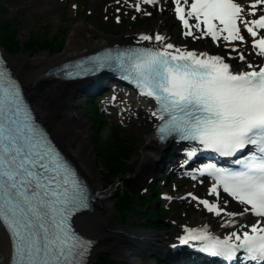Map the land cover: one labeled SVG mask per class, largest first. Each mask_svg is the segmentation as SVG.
Returning <instances> with one entry per match:
<instances>
[{"label":"snow or ice","instance_id":"1","mask_svg":"<svg viewBox=\"0 0 264 264\" xmlns=\"http://www.w3.org/2000/svg\"><path fill=\"white\" fill-rule=\"evenodd\" d=\"M141 10L140 0H129ZM159 0H145L156 4ZM184 35L217 40L244 41L241 28L251 35L255 58L230 52L241 64L223 55L173 44L165 34L140 33L155 47L105 49L101 54L72 64L68 76H86L112 67L132 81L139 92L154 98V133L160 142L169 138L187 142L186 165L202 151L222 157H239L238 167L219 166L212 160L190 169L206 173L214 182L209 193L222 187L242 206L229 212L217 200L191 192L211 212L225 214L224 224L237 225L232 217L251 213L258 217L223 236L185 225L180 244L224 257L229 262L264 264V0H171ZM75 6V5H74ZM119 19V17H117ZM191 20V22H190ZM236 49V44L225 45ZM115 100V94L112 97ZM246 153V154H245ZM91 193L74 164L60 151L40 124L25 97L20 81L0 57V218L10 230L12 264H90L95 240L78 232L73 216L91 207ZM224 205L228 201H223ZM242 253V255H239Z\"/></svg>","mask_w":264,"mask_h":264},{"label":"bare ground","instance_id":"2","mask_svg":"<svg viewBox=\"0 0 264 264\" xmlns=\"http://www.w3.org/2000/svg\"><path fill=\"white\" fill-rule=\"evenodd\" d=\"M112 1L114 0H107L109 4H112ZM238 1L244 5V7L247 4V0ZM132 2H135V0ZM140 4L141 8L148 5L153 12L154 18L146 27L135 29L118 36L103 35L97 40H89L87 42L86 40L75 39L73 37L78 30L84 29L85 27L83 22H77L72 27L71 36L69 37L67 46L62 53L50 55L48 52H42L35 57L30 58L29 60L33 63V68L31 69H26L21 60H9L13 72L21 80L24 90L29 93V99L34 103L36 112L42 123L51 131L56 142L64 153L70 160L80 167L84 176L96 189L97 193L95 195V204L93 208L90 211L79 214L75 221L83 235L96 241L92 250L91 264H94L96 259V256L93 257L95 252L102 248H111V251H113L115 255L119 256L120 259L126 260L129 264H153L150 261L143 260V257L147 255L145 249L151 246L166 247L174 242L179 243L178 237L186 231L185 225L191 228H199L207 224L210 231L223 236L226 232L232 231L234 228H239L240 226H244L245 230H247L245 220L250 215V213H245L243 217H232L233 219L238 220L237 225H226L223 222H217L214 218L207 219L201 218L198 215H193L186 221L174 222L173 228L164 232L141 231L123 225L117 220L114 205L110 202L111 194L114 189L104 183L102 172L97 168V161L92 150L88 148L90 143V131L85 125V120L82 117L81 111L77 108V100L72 96L81 88H79L75 81H63L59 78L45 76V74L68 59L92 52L104 46L124 43H139L158 46L160 42H157L154 39L144 41L141 40L139 36L142 32L154 36L157 31L165 34L168 37V40L177 46H184L189 49L195 48L197 51H208L211 54L223 55L229 62L238 65L241 64L238 58L228 55V48L218 51L213 50L207 42V39L211 38L210 36H200L195 29H193V35L196 36V39H193L192 36L184 35V27L180 24L178 18H176L174 14V6L172 5L171 0H159L156 4H147L145 3V0H140ZM10 6L13 11H26L29 8H34L40 13L45 14L48 18L52 17L49 0H11ZM257 6L258 8L264 7L261 5ZM174 22L178 23L176 31H174L172 27V23ZM25 33L26 31L23 30L21 35L23 36ZM179 36H181L183 40L180 39ZM243 54L249 57L244 52ZM254 58L255 53L253 59ZM99 81L97 83H99ZM107 81L109 80L105 79L104 76L100 83ZM115 84L124 85V83L116 81ZM90 87H92V85H90ZM136 96L137 97L134 101H128L126 99L127 102H121L117 105L120 107L121 113L123 112L134 118L135 126L139 129V142L136 146V154L133 156L134 159L139 158V164L133 168V173L136 176L139 175L143 178L151 167H156L160 164L158 169H161L165 166L164 164L166 163L168 153H163V148L164 146H168L169 142H160L154 133V123L156 118L152 117L149 109L150 107L155 106V102L148 98L140 97L138 94ZM116 99L115 96V100ZM61 111H63V118L60 119L58 118V115ZM186 146L187 145L185 144L178 147L184 149ZM172 148L169 150L171 151L172 149L174 152L177 151V146H173ZM182 151L183 150L179 151V154L184 157L182 159L184 160L186 159V154ZM196 160H198V162H193L190 169L196 168L199 164L208 162L203 159ZM186 166L188 165L179 164L178 167L184 169ZM200 176H198L197 173L195 178L193 177L195 182L190 183L185 188L184 195L185 193L191 192L204 199L217 200L218 204H220L221 207L226 208L229 212L242 211V206H235L229 203L224 205L223 201L216 196V193H209L207 188L212 182L209 180L198 179ZM202 180L204 183L206 181L205 190L213 197L207 198L202 192L196 189V183L202 182ZM219 215L225 216L224 213ZM215 216H217V214H215ZM259 218L260 217L253 218L250 223ZM125 240L134 242L137 245V248L127 246L124 244ZM162 252L163 251L160 250V254ZM12 261V237L0 219V264H12Z\"/></svg>","mask_w":264,"mask_h":264},{"label":"rangeland","instance_id":"3","mask_svg":"<svg viewBox=\"0 0 264 264\" xmlns=\"http://www.w3.org/2000/svg\"><path fill=\"white\" fill-rule=\"evenodd\" d=\"M112 2V4H109L107 0H49L52 17L48 18L34 8H29L26 11H13L10 6L11 0H0V43L1 41L4 42L5 46L2 43L1 46L6 58L8 61L10 59L21 60L26 69H31L33 63L29 60L30 58L42 52L55 55L65 50L72 33V27L77 22H83L85 27L78 30L73 37L88 42L89 40H97L103 35L118 36L135 29H141L148 26L154 18L148 5L138 11L131 6L129 0H114ZM248 6L247 3L245 8ZM7 24L16 29L17 39L21 44L20 47L18 46L19 48H10L7 45L5 36L8 32L3 29ZM172 24L173 30L176 31L178 23L174 22ZM8 30L10 29L8 28ZM23 30L26 33L22 36ZM241 35L245 37L244 41H225L223 37H218L215 41L208 38L207 42L213 50L218 51L228 48L229 53L243 51L253 58L254 53L250 48L251 35L243 28H241ZM37 38L41 40L51 38L53 44L48 48H42L34 44L33 41ZM179 38L182 39L181 36ZM28 43L30 46L27 45ZM233 43L238 46L236 49L225 47V45ZM110 83L116 85L114 82ZM117 86L119 88L113 86L102 87L100 92L92 96H83V93L78 92L72 96L77 100V108L81 111L85 125L90 131L88 148L92 150L97 161V168L102 172L104 183L114 189L110 202L114 205L119 223L141 231L164 232L171 230L174 222L186 221L193 215L207 219L214 218L217 222H223L225 216H215L200 201L184 195L185 188L190 183L195 182V179L191 178L187 169L178 167L184 158L181 154L169 156L170 161H167L161 169H157V166L151 167L143 178L133 173V168L139 164V158H133L139 142V129L135 126L134 118L123 112L121 113V109L117 104L127 102L126 99L134 101L137 96L131 90L126 89L125 86ZM113 94L117 98L115 101L112 99ZM33 106H35L34 103ZM58 118H63V111L58 115ZM97 119H100L99 123ZM106 142H110L109 149L117 151V162L125 169L124 173L113 181L109 178L99 154L100 144ZM125 179H131L136 183L135 194L132 196L134 203L131 205V211L127 212L123 211V207L119 203V198H125ZM198 179L211 180L209 177ZM205 185L206 181L204 183L202 180V182L196 183V189L207 198L213 197L205 190ZM138 197H144V202H147L143 209L138 208L139 202H141ZM217 197L222 201H228L231 205L241 206L238 202L220 192H218ZM151 209H153L152 212L149 211ZM256 217V215L250 213L245 220V225H248ZM124 244L137 248V245L130 240H125ZM111 250V248L98 249L93 256H96L94 264H103L102 256H108L110 259L123 262V264H129ZM154 251L157 250L146 248L145 253L147 255L143 257V260L150 261L153 264H176L163 259L156 261Z\"/></svg>","mask_w":264,"mask_h":264},{"label":"trees","instance_id":"4","mask_svg":"<svg viewBox=\"0 0 264 264\" xmlns=\"http://www.w3.org/2000/svg\"><path fill=\"white\" fill-rule=\"evenodd\" d=\"M8 28L10 30H8ZM4 30H6L5 32H8L5 36L6 41H7V45L10 46V48L15 47L17 48L18 46L20 47V42L17 39V31L14 27H12L11 25L7 24L6 26H4L3 28ZM34 44L41 46L42 48H48L53 44V39L51 38H43L42 40L37 38L34 41ZM1 43L4 45V42L1 41ZM27 45L30 46V44L28 43ZM5 46V45H4ZM18 47V48H19ZM88 106L90 107V105L88 104ZM98 123L100 122V119ZM109 143L110 142H106V143H102L100 144V157L102 159V163L105 166L109 178H111V181H113L116 177L121 176L124 173V168L119 164V162H117L118 160V153L116 150L114 149H109ZM124 186L126 187V191H125V198H119L120 201L119 203L121 204V206L123 207V211L127 212V211H131V205L134 203V201L132 200V196L135 194V189H136V183L131 180V179H125L124 180ZM144 198V197H143ZM142 197H138V200L141 201L139 202L140 204L138 205V208L143 209L147 202H144ZM133 210V209H132ZM149 211H153V209L149 210ZM148 218V217H146ZM150 219V218H149ZM102 261L103 264H123V262H119L117 260L114 259H110L108 256H102ZM155 259L157 261H159V258L157 256H155Z\"/></svg>","mask_w":264,"mask_h":264},{"label":"water","instance_id":"5","mask_svg":"<svg viewBox=\"0 0 264 264\" xmlns=\"http://www.w3.org/2000/svg\"><path fill=\"white\" fill-rule=\"evenodd\" d=\"M168 141V140H167ZM177 246H174V247H172V248H176Z\"/></svg>","mask_w":264,"mask_h":264}]
</instances>
